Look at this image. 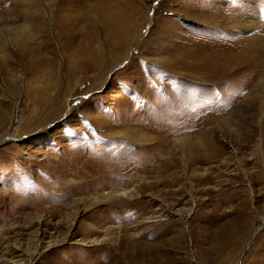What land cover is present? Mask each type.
<instances>
[{
  "label": "rangeland",
  "instance_id": "374dc122",
  "mask_svg": "<svg viewBox=\"0 0 264 264\" xmlns=\"http://www.w3.org/2000/svg\"><path fill=\"white\" fill-rule=\"evenodd\" d=\"M0 33L6 264H264V0H0Z\"/></svg>",
  "mask_w": 264,
  "mask_h": 264
},
{
  "label": "bare ground",
  "instance_id": "6f19581e",
  "mask_svg": "<svg viewBox=\"0 0 264 264\" xmlns=\"http://www.w3.org/2000/svg\"><path fill=\"white\" fill-rule=\"evenodd\" d=\"M12 16V15H11ZM241 22H237L236 23V25H239V29L240 30H245L246 31V28H248L249 26H247L244 22H242V21H244V20H240ZM28 25V24H27ZM26 25V26H27ZM8 27H10L11 29H7L5 32H2V34L4 35V43H7V45H10V46H13L14 44H15V42H16V40H17V38L18 37H27V34L26 33H24L22 36H18V30H20L17 26L16 27H11V23H10V25L8 26ZM25 27V26H24ZM16 33V34H15ZM1 34V33H0ZM2 35V36H3ZM178 140H181L180 138L178 139ZM186 164V163H185ZM202 174V173H201ZM198 174H196V176H197ZM202 177V175L200 176V175H198V177H197V179L198 180H200V178ZM132 189V188H131ZM126 190H127V188L126 189H122V190H120L119 192H117L115 195L116 196H118V199H119V202H124L125 201V198L124 197H126V198H130L131 197V193L130 192H126ZM111 194L112 193H107L106 195H104L105 196V201H109L111 204L114 202H112V200H114V198L113 197H111ZM96 199L97 200H99V198L96 196ZM35 221H34V220ZM41 219V215H37V216H35V217H33L31 220H30V222L28 223V225L29 224H32V222H33V224H36V225H39V224H43V225H46V226H48V227H50L51 225H49L48 223H46V222H44V218H43V220L41 221L40 220ZM33 220V221H32ZM147 222H149V221H147ZM32 224V225H33ZM27 225V226H28ZM27 226H25V227H27ZM61 225H55V226H53V228L54 229H56V228H59ZM25 227H23V228H21V230L22 229H24ZM28 228V227H27ZM44 233H45V231H43ZM5 234V233H4ZM95 242H98V239L95 241ZM6 248V247H5ZM11 250V249H10ZM10 250H8V251H6V252H4L3 254H0V264H6V263H12L11 261H10V259H12L13 261L15 260V258L18 256L17 254H16V251H10ZM7 253V254H6ZM8 256H10L9 258H7ZM155 257V256H154ZM158 260V259H157ZM10 261V262H9ZM15 261H17L18 262V260H15ZM153 261V260H152ZM151 261V262H152ZM157 263V262H156ZM159 264H161V263H159Z\"/></svg>",
  "mask_w": 264,
  "mask_h": 264
}]
</instances>
